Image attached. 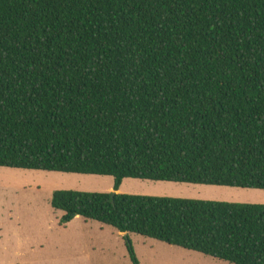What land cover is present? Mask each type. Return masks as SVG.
<instances>
[{
  "label": "trees",
  "instance_id": "16d2710c",
  "mask_svg": "<svg viewBox=\"0 0 264 264\" xmlns=\"http://www.w3.org/2000/svg\"><path fill=\"white\" fill-rule=\"evenodd\" d=\"M0 166L114 177L52 206L231 264H264V204L117 192L264 190V0H0Z\"/></svg>",
  "mask_w": 264,
  "mask_h": 264
},
{
  "label": "rangeland",
  "instance_id": "374dc122",
  "mask_svg": "<svg viewBox=\"0 0 264 264\" xmlns=\"http://www.w3.org/2000/svg\"><path fill=\"white\" fill-rule=\"evenodd\" d=\"M122 193L264 204V190L126 178ZM114 177L0 166V264H133L127 234L52 206L58 190L113 191ZM122 186V185H121ZM140 264H231L129 234Z\"/></svg>",
  "mask_w": 264,
  "mask_h": 264
},
{
  "label": "crops",
  "instance_id": "0c3cea01",
  "mask_svg": "<svg viewBox=\"0 0 264 264\" xmlns=\"http://www.w3.org/2000/svg\"><path fill=\"white\" fill-rule=\"evenodd\" d=\"M124 182V181H123ZM122 187H123V184H122V186L120 187V189L117 191V192H123V190H122ZM114 190V189H113Z\"/></svg>",
  "mask_w": 264,
  "mask_h": 264
}]
</instances>
